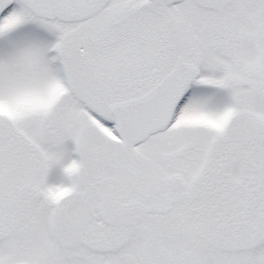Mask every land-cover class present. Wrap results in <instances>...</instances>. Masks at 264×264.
Returning a JSON list of instances; mask_svg holds the SVG:
<instances>
[{
	"label": "snow or ice",
	"instance_id": "obj_1",
	"mask_svg": "<svg viewBox=\"0 0 264 264\" xmlns=\"http://www.w3.org/2000/svg\"><path fill=\"white\" fill-rule=\"evenodd\" d=\"M0 264H264V0H0Z\"/></svg>",
	"mask_w": 264,
	"mask_h": 264
}]
</instances>
